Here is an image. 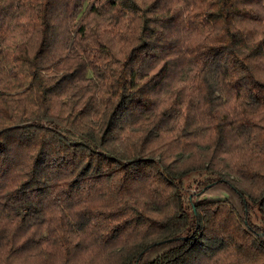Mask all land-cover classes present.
I'll use <instances>...</instances> for the list:
<instances>
[{
	"label": "trees",
	"instance_id": "obj_1",
	"mask_svg": "<svg viewBox=\"0 0 264 264\" xmlns=\"http://www.w3.org/2000/svg\"><path fill=\"white\" fill-rule=\"evenodd\" d=\"M0 264H264V0H0Z\"/></svg>",
	"mask_w": 264,
	"mask_h": 264
}]
</instances>
